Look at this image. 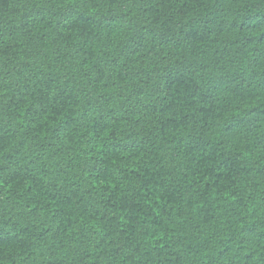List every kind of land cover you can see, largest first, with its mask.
Returning a JSON list of instances; mask_svg holds the SVG:
<instances>
[{"label":"trees","instance_id":"obj_1","mask_svg":"<svg viewBox=\"0 0 264 264\" xmlns=\"http://www.w3.org/2000/svg\"><path fill=\"white\" fill-rule=\"evenodd\" d=\"M0 264H264V0H0Z\"/></svg>","mask_w":264,"mask_h":264}]
</instances>
